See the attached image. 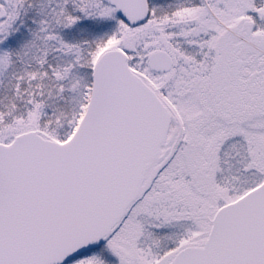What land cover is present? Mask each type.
I'll use <instances>...</instances> for the list:
<instances>
[{"label": "snow or ice", "instance_id": "1", "mask_svg": "<svg viewBox=\"0 0 264 264\" xmlns=\"http://www.w3.org/2000/svg\"><path fill=\"white\" fill-rule=\"evenodd\" d=\"M0 264H264V0H0Z\"/></svg>", "mask_w": 264, "mask_h": 264}]
</instances>
